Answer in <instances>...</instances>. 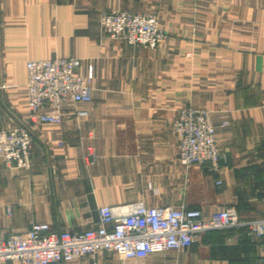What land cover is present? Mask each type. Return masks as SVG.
<instances>
[{
	"label": "crops",
	"instance_id": "crops-1",
	"mask_svg": "<svg viewBox=\"0 0 264 264\" xmlns=\"http://www.w3.org/2000/svg\"><path fill=\"white\" fill-rule=\"evenodd\" d=\"M113 8L157 13L165 38L149 48L107 36L99 19ZM56 56L93 65L92 101L77 105L89 114L67 102L61 123L32 121L26 62ZM185 104L210 109L218 166L179 161L171 122ZM18 124L33 135L31 165L0 158V240L38 221L81 231L100 206L139 201L264 217V0H0V129ZM50 264H264V236L213 229L145 259Z\"/></svg>",
	"mask_w": 264,
	"mask_h": 264
},
{
	"label": "built area",
	"instance_id": "built-area-1",
	"mask_svg": "<svg viewBox=\"0 0 264 264\" xmlns=\"http://www.w3.org/2000/svg\"><path fill=\"white\" fill-rule=\"evenodd\" d=\"M101 27L130 44L156 46L163 36L156 16L113 11L101 17ZM76 56L29 59L26 62L30 119L59 124L65 118L67 102L76 107L72 114H89L79 103L93 98L94 67L81 71ZM180 137L179 159L190 166L210 161L215 167L226 157L215 138L216 126L207 108L182 110L175 120ZM63 142L60 141V144ZM33 135L26 124L0 129V158L7 166L31 165ZM217 183H221L218 180ZM243 229L248 236H264V217L241 218L234 206L222 207L210 215L186 205H147L142 201L105 204L99 208L97 224L81 231H54L48 222H33L23 232H12L0 240V264H50L68 262L79 255L96 258L111 252L126 260H140L150 254L187 248L207 230Z\"/></svg>",
	"mask_w": 264,
	"mask_h": 264
},
{
	"label": "rangeland",
	"instance_id": "rangeland-1",
	"mask_svg": "<svg viewBox=\"0 0 264 264\" xmlns=\"http://www.w3.org/2000/svg\"><path fill=\"white\" fill-rule=\"evenodd\" d=\"M113 11H127V12H130V13H134V14H143V13H152V14H154L155 16H156V18H157V20H158V24H159V26H160V28L162 29V32H163V36H161V40H160V42L156 45V46H150L149 44H135V45H141V46H145V47H149V48H156L157 46H159V44L163 41V39L165 38V36H166V33H165V31H164V29L162 28V26H161V22H160V19H159V15L157 14V13H155V12H151V11H135V10H129V9H123V8H113V9H110V10H108V11H105V12H103L101 15H100V19H99V21L101 22V17L105 14V13H110V12H113ZM100 26H101V24H100ZM102 28V27H101ZM103 30V29H102ZM103 32L107 35V36H110V37H112V38H116V39H122V40H124L123 38H121V37H117V36H112L111 34H109L108 32H105L104 30H103ZM125 41V40H124ZM126 42V41H125ZM128 43V42H127ZM128 44H130V43H128ZM132 45H134V44H132ZM69 57H72V56H69ZM78 58H80V57H78ZM36 59V58H35ZM81 59V58H80ZM81 61H82V59H81ZM190 108H207V107H201V106H194V105H192V104H185V105H183V106H181L180 108H178L177 110H176V112H175V114H174V116H173V119H172V122H171V126H172V129H173V131H174V133L177 135V137H178V142H179V144H178V146H179V152H180V137H179V134H177L176 133V128L174 127L175 126V120L176 119H179L180 118V116L182 115V110H189ZM208 109V108H207ZM210 110V109H209ZM88 116V115H87ZM87 116H83V118H86ZM227 123V121H225L224 122V124H226ZM14 126V125H13ZM11 127V126H10ZM216 135V134H215ZM215 138H216V136H215ZM217 142V141H216ZM89 155H87V157L89 158V160L92 162V161H94L95 160V154H94V152H91L90 151V149H89ZM178 159H179V155H178ZM179 161L181 162V160L179 159ZM181 164H182V162H181ZM185 167V166H184ZM191 167V166H190ZM189 167V168H190ZM186 168V167H185ZM181 205H186V204H181ZM187 206V205H186ZM228 206H230V205H228ZM225 207V206H224Z\"/></svg>",
	"mask_w": 264,
	"mask_h": 264
},
{
	"label": "trees",
	"instance_id": "trees-1",
	"mask_svg": "<svg viewBox=\"0 0 264 264\" xmlns=\"http://www.w3.org/2000/svg\"><path fill=\"white\" fill-rule=\"evenodd\" d=\"M223 230H228V229H223Z\"/></svg>",
	"mask_w": 264,
	"mask_h": 264
}]
</instances>
